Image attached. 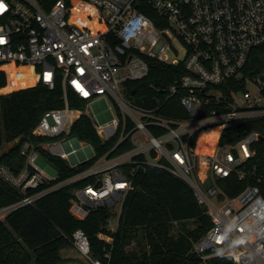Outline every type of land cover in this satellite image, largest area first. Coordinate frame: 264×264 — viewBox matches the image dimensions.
I'll list each match as a JSON object with an SVG mask.
<instances>
[{"label":"built area","instance_id":"1","mask_svg":"<svg viewBox=\"0 0 264 264\" xmlns=\"http://www.w3.org/2000/svg\"><path fill=\"white\" fill-rule=\"evenodd\" d=\"M257 50V74L250 76L245 69ZM149 60L183 66L186 73L164 93L178 96L186 118L163 116L160 101L143 107L126 96L124 84L143 79ZM12 70L32 80L15 90L59 85L64 103L43 113L21 141L19 171L0 161V179L22 193L0 207V221L50 191L78 184L71 216L84 220L106 207L107 228L115 231L137 170L153 166L189 186L209 218L202 237L189 238L198 264H264V169L254 162L253 147L262 135L244 127L264 118V0H55L48 8L39 0H0V72L7 83ZM69 90L87 102L84 110L68 105ZM97 104L94 119L86 108ZM81 115L102 143L114 141L100 156L71 134ZM204 131L209 135L200 142ZM32 135L48 140L34 143ZM223 135L233 140L222 143ZM40 147L70 167L90 164L62 180L57 171L50 177L37 164ZM231 176L254 184L229 196L221 181ZM70 242L87 262L102 264L84 231L75 230Z\"/></svg>","mask_w":264,"mask_h":264},{"label":"trees","instance_id":"2","mask_svg":"<svg viewBox=\"0 0 264 264\" xmlns=\"http://www.w3.org/2000/svg\"><path fill=\"white\" fill-rule=\"evenodd\" d=\"M39 1L48 8L55 0H47L46 3V0ZM147 14L153 15L151 12ZM258 50L245 69L250 76L257 74L260 62ZM23 72L10 71L8 83L5 74L0 72V88H3L0 93L10 92L0 95V149L6 147V151L0 155V161L14 172L24 166L21 141L30 136L43 113L60 108L64 103L59 85L48 89L38 83L15 90L25 85L23 82L32 83L31 78L24 77ZM185 73L181 64L169 65L149 60L148 74L143 79L124 84L126 96L143 107H155L160 101L162 107L159 112L163 116L170 119L186 118L178 96L166 97L164 93ZM67 100L71 108L84 110L86 107L87 102L71 90L67 92ZM244 127L259 131L263 137L253 147L256 150L254 162L259 169H264V118L247 121ZM235 131L229 128L228 133ZM153 133L157 135L156 131ZM71 134L81 142L90 143L97 156L114 143H102L86 115H81L75 121ZM208 135L209 131L202 132L200 142ZM31 140L37 143L48 138L32 135ZM231 140L223 135L221 142ZM121 150L123 146H119L117 152ZM39 152L56 169L59 180L90 164L87 162L70 167L65 160L49 155L41 147ZM248 184H254L253 180L248 178L238 181L231 176L221 181L223 190L229 196H235ZM76 185L50 191L33 205L18 207L3 222L0 221V264H65L68 258L62 257L61 251L69 247V238L77 229L85 232L91 255L102 264H198V257L191 252L189 238L199 240L210 226V221L204 208L197 204L191 188L181 179L158 167L138 169L133 177V189L122 205L115 231L107 228L110 212L106 207L93 210L84 220L71 216V190ZM261 188L264 194V187ZM21 198L19 190L0 179V207L13 204ZM106 253L109 258L104 257Z\"/></svg>","mask_w":264,"mask_h":264},{"label":"rangeland","instance_id":"3","mask_svg":"<svg viewBox=\"0 0 264 264\" xmlns=\"http://www.w3.org/2000/svg\"><path fill=\"white\" fill-rule=\"evenodd\" d=\"M176 43V42H175ZM247 90L250 92H253L255 90L254 85L252 83H249ZM5 93H10V92H4L0 93V95L5 94ZM109 106H113V103L109 100L106 102ZM101 104V103H100ZM103 105V104H101ZM101 105H95V108L93 106H88L86 108L87 112L91 115H93L94 119H96V116L94 115L95 109L100 107ZM37 164L39 167H41L50 177H53L56 174V169L46 160L39 158L37 160ZM120 206L117 205L114 209V213H117L119 211ZM3 222V221H1ZM191 226V225H190ZM69 247L61 251V255L64 258H68L64 263L65 264H90L87 262L85 259H83L71 246L70 238H69Z\"/></svg>","mask_w":264,"mask_h":264},{"label":"water","instance_id":"4","mask_svg":"<svg viewBox=\"0 0 264 264\" xmlns=\"http://www.w3.org/2000/svg\"><path fill=\"white\" fill-rule=\"evenodd\" d=\"M240 126V124H238V125H236V127H239ZM260 140H263V137H260L259 138ZM99 184V183H98Z\"/></svg>","mask_w":264,"mask_h":264}]
</instances>
